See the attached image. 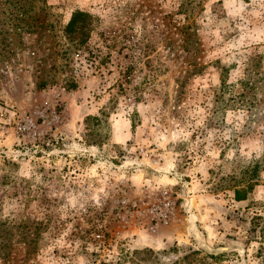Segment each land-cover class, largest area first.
Instances as JSON below:
<instances>
[{
  "label": "rangeland",
  "instance_id": "1",
  "mask_svg": "<svg viewBox=\"0 0 264 264\" xmlns=\"http://www.w3.org/2000/svg\"><path fill=\"white\" fill-rule=\"evenodd\" d=\"M0 264H264V0H0Z\"/></svg>",
  "mask_w": 264,
  "mask_h": 264
},
{
  "label": "trees",
  "instance_id": "2",
  "mask_svg": "<svg viewBox=\"0 0 264 264\" xmlns=\"http://www.w3.org/2000/svg\"><path fill=\"white\" fill-rule=\"evenodd\" d=\"M12 1V0H7ZM94 17L86 12L76 11L73 13L70 22L65 26L63 30V37L66 43V50L64 53L75 50V53L85 52L86 44L91 37L94 29ZM29 27L34 26L31 22L28 23ZM31 33L30 30H26ZM68 55V53H67ZM41 86H45L46 83H41Z\"/></svg>",
  "mask_w": 264,
  "mask_h": 264
}]
</instances>
